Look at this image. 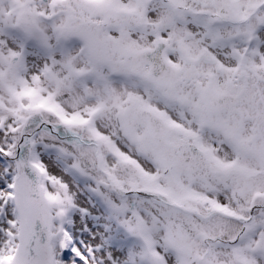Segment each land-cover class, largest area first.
Masks as SVG:
<instances>
[{"label":"snow or ice","instance_id":"1","mask_svg":"<svg viewBox=\"0 0 264 264\" xmlns=\"http://www.w3.org/2000/svg\"><path fill=\"white\" fill-rule=\"evenodd\" d=\"M0 264H264V0H0Z\"/></svg>","mask_w":264,"mask_h":264}]
</instances>
